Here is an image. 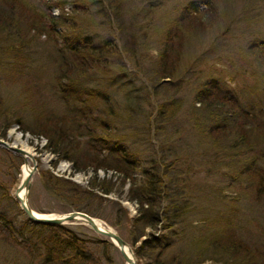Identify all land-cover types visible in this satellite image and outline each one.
Segmentation results:
<instances>
[{
	"label": "rangeland",
	"instance_id": "1",
	"mask_svg": "<svg viewBox=\"0 0 264 264\" xmlns=\"http://www.w3.org/2000/svg\"><path fill=\"white\" fill-rule=\"evenodd\" d=\"M0 10L13 19L0 35V101L14 113L3 141L34 161L25 195L32 211L51 218L83 209L130 242L136 204L117 172L98 171L110 193L95 190L76 206L43 191L48 172L82 188L92 174L49 153L33 123L46 115L76 127L83 111V126L101 119L106 127L82 131L83 143L110 160L123 152L137 165L136 181L145 172L156 180L159 223L142 239L158 240L128 246L135 261L237 264L236 251L206 248L204 238L218 233L239 239L253 263L264 264V192L256 191L264 177V0H0ZM58 14L64 19L55 25ZM84 44L91 55L107 45L112 53L87 57L96 65L80 79L81 101L62 97L55 80L71 59L68 48ZM44 118L38 122L52 127ZM242 134L245 144L236 145ZM25 164L0 147V213L15 228L30 224L13 198ZM62 226L92 252L85 264H125L113 245L92 244L101 236L79 222ZM40 261L0 226V264Z\"/></svg>",
	"mask_w": 264,
	"mask_h": 264
},
{
	"label": "trees",
	"instance_id": "2",
	"mask_svg": "<svg viewBox=\"0 0 264 264\" xmlns=\"http://www.w3.org/2000/svg\"><path fill=\"white\" fill-rule=\"evenodd\" d=\"M185 14L188 15L186 12ZM193 16H195V14ZM51 19L55 20L54 24L56 25L60 24L61 20L64 18L61 14H58L56 16H51ZM179 20H182L181 16H178V21ZM12 21L13 19L9 14L0 10V35L5 36ZM171 40H176L179 43L180 35L174 36ZM86 45L87 44H84L82 48H68L71 59L65 62V69L61 70V74L58 75L55 80L59 92L64 95L62 97L77 98L78 101H81L79 99V96L82 94V92L79 91L81 88L79 87L81 84L80 79L86 74V71H93L96 65L95 60H87V57H108L112 53V51L109 50V45H107L102 49L93 47L91 49V55L86 52V50H88ZM9 47L10 46H7V48ZM85 54L86 57H84ZM164 74L165 76L167 75L166 72H164ZM205 94L206 93H204V95ZM113 113V110L109 104H107L104 109V114L110 116ZM13 114V112H9L6 108H4L2 106V102L0 101L1 140L5 141L6 131L10 127L11 116H13ZM80 115H82L80 118L83 119L78 120L76 127H74L71 123L62 125L56 119L45 117L46 115L41 117L38 121L45 117L44 122L47 121L51 126L50 121H52V127L46 125L42 126V124L38 121L33 123L35 132L31 131V133H37L38 136L45 139L44 148L49 153L54 154L59 157V159L70 163L75 173H86L90 171L92 174V176L88 178L85 187L82 188L76 183L64 180L48 172L47 177L44 180L43 191L48 195L59 199L63 204L76 206L80 202L90 199L95 190L104 195H108L110 193V187L106 184V181L103 178H97L96 174L98 171L104 172L109 170L117 172L120 175L119 179L121 186L123 187L125 184L129 186L128 192L132 194L129 200L134 201L136 204V216L131 219L132 223L130 229L132 232L130 233L131 235L129 234L130 242H127V244L128 246L133 247L134 244L139 242V249L141 247L150 246V244L157 241L158 238L154 236H150L149 239L142 238L145 237L146 229L155 230L159 223L160 214L155 208L156 198L159 196V189L157 190L154 175L145 172L143 174V181L138 182L131 176V174L138 169L137 165L132 160L127 159L123 152L117 154L115 158L110 160V158L103 155L101 151L96 150L91 144L83 143L81 141L82 131L85 130L86 134L90 135V133H92L89 128L90 126L103 129H106V127L104 124H101L103 120L99 119L98 122L96 121L97 124H91L88 128H86L83 126L84 118H86V116L83 115V111ZM254 119L257 118L255 117ZM92 122H95L94 118L92 119ZM21 132L26 133L29 132V130L27 128H21ZM235 142L237 143L236 145L245 144L244 134L237 136ZM231 147H233V145H231ZM258 181L260 182L258 186H256V191L260 192L262 189L264 192V177L260 176ZM30 196L31 189L29 187L28 197L30 198ZM29 207L32 210L35 209L31 204H29ZM76 210L91 216L88 211L77 208ZM0 226L7 237L17 243L24 242L32 252H37V256L40 258L41 264H85L86 261L89 260L88 255L92 253L90 251V253L86 252L84 240L79 238L74 231L64 226L36 225L30 223L19 228H15L13 223L6 219L1 213ZM80 227L90 231V229L84 225L80 224ZM168 227L169 226H166V228ZM19 238L20 240H18ZM204 239L206 241V248H209L212 253L215 252V254H218L219 252H228L230 254H235L233 252L236 251L237 254L243 256V258L237 260V264H254L253 260L255 259L253 257V253L243 247V244L239 239L218 235V233H212ZM92 244L102 246L112 245L108 240L97 236H93ZM136 264L153 263H138L136 261ZM157 264H173V261H161ZM175 264H177V262Z\"/></svg>",
	"mask_w": 264,
	"mask_h": 264
},
{
	"label": "water",
	"instance_id": "3",
	"mask_svg": "<svg viewBox=\"0 0 264 264\" xmlns=\"http://www.w3.org/2000/svg\"><path fill=\"white\" fill-rule=\"evenodd\" d=\"M0 147L4 148L7 151L15 153L20 157L28 155L22 149L15 148L12 145H8L1 139H0ZM29 157L31 158L30 155ZM31 161H32V169L30 170L28 175L20 181V183L18 184V186L16 187L13 193L14 200L18 203L19 209L22 211L23 215L25 216V218L28 220L29 223L36 224V225L62 226L68 223L79 222L83 225H86L94 234L107 239L116 248V250L118 251L119 255L121 256L125 264H136V261L132 255V252L130 248L128 247V245L126 244V242H124V240H122L116 232H114L113 230L107 227L105 228L101 226L100 223H98L95 219L88 216L87 214L78 212V211H72L63 216H57V217H51V218L38 217L36 213L30 209V207L27 204V201H26L27 206L24 205L23 202H21V205H20L19 204L20 199L17 197V195L22 189L25 190V195L28 193V189H29L28 182H29L31 174L35 170L34 161L32 159ZM124 249L128 251V253L131 255V258L128 257Z\"/></svg>",
	"mask_w": 264,
	"mask_h": 264
},
{
	"label": "bare ground",
	"instance_id": "4",
	"mask_svg": "<svg viewBox=\"0 0 264 264\" xmlns=\"http://www.w3.org/2000/svg\"><path fill=\"white\" fill-rule=\"evenodd\" d=\"M22 150H24V152L28 154V155H26V156H21V157L24 158V161H25V163H26L25 166L23 167V179H24V178L28 175V173H29V171H30V168L27 166V164H28V162L31 160V158L29 157V155H31V154H29V151H28L27 149H24V148H23ZM17 197L20 199V202H19L20 205H21V202H23L24 205L27 206V204H26V199H25V190H24V189H22V190L18 193ZM33 212H34V211H33ZM36 215H37L38 217H45L44 215L37 214V213H36ZM97 222H98V221H97ZM124 250H125L126 254L128 255V257L131 258V255L128 253V251H127L126 249H124Z\"/></svg>",
	"mask_w": 264,
	"mask_h": 264
}]
</instances>
